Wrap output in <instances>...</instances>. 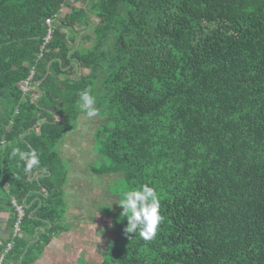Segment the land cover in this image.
I'll return each instance as SVG.
<instances>
[{"label":"trees","instance_id":"16d2710c","mask_svg":"<svg viewBox=\"0 0 264 264\" xmlns=\"http://www.w3.org/2000/svg\"><path fill=\"white\" fill-rule=\"evenodd\" d=\"M67 1L0 0L3 264H34L69 229L59 145L86 88L105 120L93 173L155 187L164 216L151 241L112 217L127 247L102 264H264V0Z\"/></svg>","mask_w":264,"mask_h":264},{"label":"crops","instance_id":"0c3cea01","mask_svg":"<svg viewBox=\"0 0 264 264\" xmlns=\"http://www.w3.org/2000/svg\"><path fill=\"white\" fill-rule=\"evenodd\" d=\"M79 122L81 121L79 120ZM74 131L78 132L79 129L71 130L69 133ZM65 140L59 145V151L63 159L70 165L69 182L65 187L66 217L69 229L47 245L34 264H102L108 247L118 245L116 242L120 238V234L114 225V220L111 217L105 218L102 216V209L100 208L106 205L96 206L95 203L97 202L96 199L102 194L100 186L114 185V181L123 178L124 175L111 173L98 176L93 173V170L98 167L96 163L101 160L94 150V140H92L89 155L95 160V164L89 163L88 169L85 170L83 164L77 163L75 158L79 157L81 154L80 149L85 144L88 145V149L90 144L87 140L79 142L76 137L75 151L73 150L74 156L67 157L63 154L61 148ZM86 176H89L90 181L85 179ZM100 179H102V182H98ZM111 198V196L105 194L102 197L104 199L103 204L111 201ZM109 204L111 205V202ZM13 233V230L8 228V220L4 219L0 225V240L1 238L10 239L14 236Z\"/></svg>","mask_w":264,"mask_h":264},{"label":"clouds","instance_id":"9594fccd","mask_svg":"<svg viewBox=\"0 0 264 264\" xmlns=\"http://www.w3.org/2000/svg\"><path fill=\"white\" fill-rule=\"evenodd\" d=\"M96 105L97 99L91 88L78 93V108L86 118L93 119L99 115V108ZM10 156L25 161L26 172L40 167L39 155L34 150L26 154L20 148L14 147ZM117 204L122 207L121 217H127L125 234H138L144 241L156 239L164 216L160 211V198L155 187L143 184L137 189L126 190Z\"/></svg>","mask_w":264,"mask_h":264},{"label":"rangeland","instance_id":"374dc122","mask_svg":"<svg viewBox=\"0 0 264 264\" xmlns=\"http://www.w3.org/2000/svg\"><path fill=\"white\" fill-rule=\"evenodd\" d=\"M71 1L68 0L67 4H70ZM71 5V4H70ZM68 6V5H67ZM63 7V11H62V15H66L68 13V7ZM61 15V16H62ZM77 46L81 43V40L79 38H77ZM81 122H79V131H74L71 132L67 135V139L63 142L62 144V152L63 154L68 156H74L73 154V150H74V146H75V142H76V137L78 138V141L80 142L81 140H87L88 143L90 144L89 149H88V145L85 144L81 149V154L79 155V157L75 158V160L77 159V163H81L83 164V167H85V170L88 169V164L89 163H93L95 164V160H93L92 157H90L89 155V151L92 148V140H93V135L95 133V131L98 130V128L105 123V120L99 117H95L93 119H88L86 118L84 115L81 117ZM78 124V122H77ZM77 132V133H76ZM76 134V136H75ZM75 151V150H74ZM101 160H98V162L96 163V165H98V167L101 165ZM85 179L87 181H90L89 176H86ZM98 182H102V179H100ZM75 185H77V183H75ZM100 188L102 189V194L101 196H99L96 199V206H100V205H106L103 207H98L100 209H102V216L106 217H115L116 220H118L119 222H123V221H127V217H121L120 213L122 212V207L120 205H118L117 203H119V199L120 196L122 197L124 191L129 190L127 184H126V180L125 178H120V179H116L114 181V185L111 186H100ZM107 194L109 196H111V201L106 202V204H103L104 199H102V197ZM119 198V199H118ZM111 202V205L109 204ZM107 206H111V207H107ZM98 231V230H97ZM118 246L121 247H127V239L126 238H122L120 237L117 242Z\"/></svg>","mask_w":264,"mask_h":264},{"label":"built area","instance_id":"2783aa9c","mask_svg":"<svg viewBox=\"0 0 264 264\" xmlns=\"http://www.w3.org/2000/svg\"><path fill=\"white\" fill-rule=\"evenodd\" d=\"M48 25L50 26V33H49V35H48V37H47V41H50V40L52 39V37H53V34L55 33V30L53 29V21H52V20H49V21H48ZM30 81H31V79L28 80V81L25 83V85L22 87V90H23L25 93L28 92V90H29V84H30ZM19 223H20V222H19ZM19 223L16 224V231H15V233H18V232H19ZM14 245H15L14 243H11V244L9 245L7 251H9L10 249H12ZM3 260H4V258H1V259H0V264H3Z\"/></svg>","mask_w":264,"mask_h":264}]
</instances>
